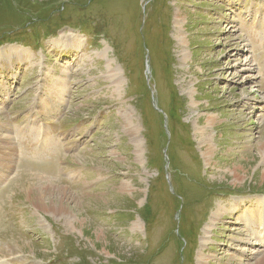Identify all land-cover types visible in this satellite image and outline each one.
<instances>
[{"label": "rangeland", "instance_id": "374dc122", "mask_svg": "<svg viewBox=\"0 0 264 264\" xmlns=\"http://www.w3.org/2000/svg\"><path fill=\"white\" fill-rule=\"evenodd\" d=\"M204 254L264 256V0H0V264Z\"/></svg>", "mask_w": 264, "mask_h": 264}, {"label": "bare ground", "instance_id": "6f19581e", "mask_svg": "<svg viewBox=\"0 0 264 264\" xmlns=\"http://www.w3.org/2000/svg\"><path fill=\"white\" fill-rule=\"evenodd\" d=\"M63 86V85H62ZM58 88V87H57ZM57 90V89H56ZM60 90V89H59ZM58 91V90H57ZM61 92V91H60ZM5 128V127H4ZM200 135V134H199ZM204 139V138H203ZM204 141V140H203ZM206 143H209V140L207 139L206 140ZM211 143V142H210ZM208 145V144H207ZM207 152H209L208 154H211L213 152L212 150V147L211 145L209 144L208 147H207ZM213 154V153H212ZM57 201V200H56ZM62 201H60L59 203H61ZM224 211V212H223ZM222 212L223 214H225L226 210L225 208L221 207V205H219L218 209L212 213L211 215V222L213 223V221H215L219 216L222 215ZM255 221L257 222L258 221V218L256 217L255 218ZM84 222V221H83ZM83 224V223H82ZM207 229L205 228L204 229V233H206ZM210 259H213V257L209 256V255H200L199 256V264H203V262H207L209 263V260ZM258 264H264V256L259 260V263Z\"/></svg>", "mask_w": 264, "mask_h": 264}]
</instances>
